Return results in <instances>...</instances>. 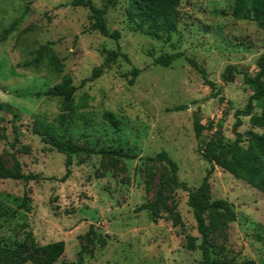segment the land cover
Wrapping results in <instances>:
<instances>
[{
  "label": "rangeland",
  "instance_id": "1",
  "mask_svg": "<svg viewBox=\"0 0 264 264\" xmlns=\"http://www.w3.org/2000/svg\"><path fill=\"white\" fill-rule=\"evenodd\" d=\"M92 2L98 8L108 4ZM72 3L0 0V161L12 170L15 156L23 173L41 178L0 180V246H24L32 256L40 246L65 242L56 264L76 262L84 247L89 249L84 264H201V251L187 248L191 239L201 244L189 192L166 183L171 173L165 164L142 159L166 152L179 167L180 183L189 190L201 186L211 167L205 159L207 144L229 145L236 139V112L246 109L253 94L239 73L256 75L264 56V27L237 20L236 0H179L176 30L151 37L128 19L126 0H118L105 17L109 31L121 34L116 43L91 30L90 11ZM118 45L130 62L114 56ZM178 53L183 57L169 68L154 65L155 59ZM188 59L205 70L215 88L206 85ZM100 66L102 76L83 85ZM228 66L239 73L224 81ZM133 68L142 72L131 85ZM65 78L77 88L66 112L61 99L45 95ZM262 110L264 99L253 102L252 115ZM240 119L243 146L252 132L264 136L252 128L250 117ZM196 121L205 127L200 137ZM35 122L95 154L74 156L72 174L62 183L66 157L35 134ZM218 159L219 150L212 164ZM162 184L153 223L152 214L139 209L155 203ZM209 185L203 202H230L237 215L234 222L216 220L213 225L212 259L264 264V194L218 167Z\"/></svg>",
  "mask_w": 264,
  "mask_h": 264
},
{
  "label": "trees",
  "instance_id": "2",
  "mask_svg": "<svg viewBox=\"0 0 264 264\" xmlns=\"http://www.w3.org/2000/svg\"><path fill=\"white\" fill-rule=\"evenodd\" d=\"M118 0H108V4L104 8L96 7L92 0H73V6L87 8L93 20L91 30L98 31L102 36L113 39L116 43L119 42L121 34L118 31L110 32L105 17L109 12L110 7H115ZM126 13L128 19L136 26L145 31L151 37H158L161 33L170 34L177 28V9L179 7V0H126ZM237 20L253 21L260 27H264V0H236L235 11L233 13ZM14 25L9 30L4 32L6 39L7 35L14 29ZM115 57H121L127 62L129 58L121 52L120 46L114 53ZM182 54H171L165 57L155 59L154 65L163 68H169L174 62L180 60ZM190 65L197 70L206 85L215 88V85L208 81L205 70L201 69L197 62L193 59H188ZM258 71L256 75L251 78L246 73H239L233 67L228 66L222 75L224 81H227L228 75L239 73L243 75V80L246 85L253 89V94L249 98V102L244 111L236 112L237 121L234 126L236 139L232 144L224 145L220 141L211 140L205 147V159L211 163L210 170L204 178L201 186L196 190H189L187 185L178 181V165L168 156L166 152H162L155 157H146L142 160L149 164H165L170 170V177L166 183L175 189H183L189 192L188 206L193 212L194 219L197 224L199 234L201 236V244L196 245L194 239H191L187 245L189 251L200 250L202 253L201 264H217L212 259L210 234L215 225L216 220H225L227 222H234L236 220V212L234 205L224 200H215L212 203H204L203 197L209 193V180L214 173L215 168L218 167L223 171L231 174L239 180L244 181L253 189L264 194V162L261 160L264 154V136L256 133L250 134V140L247 146H243L244 135L238 133V129L243 125L240 117H250V124L254 129L264 131V110L261 114L252 115L253 102L264 99V56L259 58L257 62ZM104 67L100 66L93 70L92 75L82 84L95 82L103 74ZM142 71L133 68L131 71L132 79L130 84L133 85L135 79ZM77 88L73 85L70 78H65L58 85L51 87L46 96L61 99L63 101L64 111H69L73 107L74 96ZM106 119L110 120L114 126H117L118 121L111 114H107ZM194 129L197 137H200L205 127L196 121ZM34 132L41 137L52 149L66 157L65 161V175L61 178V182H66L72 174L73 157L81 154H95L93 150L80 148L77 144L68 139L65 135L60 134L57 130L49 125L41 122L34 123ZM219 150V159L215 164H212L211 157L215 151ZM96 154L113 155L130 160H136L138 157L127 155L122 152H99ZM14 167L12 170L7 169L0 161V180H14L25 183L38 182L41 180L40 176L34 174H25L22 172L21 165L18 160L13 157ZM163 185H160L156 200L153 205L145 204L140 207V211H148L152 214V222L157 223V209L161 203L163 195ZM25 204V202H24ZM26 206V204H25ZM93 230V228H92ZM259 239H262L259 237ZM90 241V239H89ZM102 245H106L105 241H100ZM66 249L65 242H55L48 245L40 246L34 250L32 256L27 255V250L21 246L17 250H12L0 246V264L10 262L12 264H27L33 261V264H56L64 255ZM89 253L88 247L82 248L78 253V260L76 262H62L60 264H84L85 255ZM243 264H254L243 263Z\"/></svg>",
  "mask_w": 264,
  "mask_h": 264
}]
</instances>
